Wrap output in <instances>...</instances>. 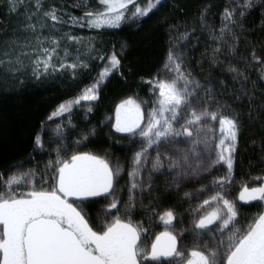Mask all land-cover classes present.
<instances>
[{"label":"trees","instance_id":"trees-1","mask_svg":"<svg viewBox=\"0 0 264 264\" xmlns=\"http://www.w3.org/2000/svg\"><path fill=\"white\" fill-rule=\"evenodd\" d=\"M244 3L245 0H161L147 16L125 19L118 29H72L74 37L91 39L87 68H66L57 74L35 76L30 60L39 41L45 43L56 37L64 42L58 33L60 24L49 21L50 12H56L63 20L88 17L87 13L102 12L105 7L100 0H0V192H15L19 197L31 190L50 191L57 182V161H70L72 155L91 154L105 160L111 168L126 163L132 154L144 149L146 141L139 135L140 129L135 134L116 131L115 113L131 99L145 117L141 128L146 126L148 113L158 105L150 83L160 76L171 51L176 64L169 78L183 74L182 80L190 87L189 112L207 110L237 122L232 177L219 187L204 186L218 168L212 153L211 158H204L198 182L190 180L180 189L166 190L162 181L167 179L166 165L157 150L165 149L186 160L187 136L175 135L184 131L185 126L179 125L168 139L144 153L143 177L146 174L150 181L140 183L130 199H123L118 189L121 184L117 182L115 200L103 197L86 202L88 220L103 222L106 211L112 210L110 206L115 203L117 217L139 223L151 244L162 231L160 217L171 210L175 217L172 229L177 236L181 234L180 247L185 249L196 244L195 239L192 242L191 228L195 229L200 218L199 200L219 192L236 202L237 217L229 228L246 229L264 212V201L239 200L244 185L264 186V0H251V8L244 7ZM226 10L232 13L230 20L225 19ZM73 48L70 47L72 55L77 57ZM111 49L119 64L102 84L96 101L75 107L67 116L70 120L63 125L61 136L52 137L47 131L51 128V112L91 82L96 60ZM179 118L180 121L183 114ZM204 118L207 123L194 127L191 140L202 149L211 150L215 137L210 128L219 119L213 121L210 115ZM41 131V143L36 146L35 139ZM14 176L21 182L9 186L8 181ZM194 191L199 199L191 196ZM215 225L210 227L214 229ZM204 231L199 230V244H214L221 239L226 242L230 235L229 229L216 233L214 241L213 235ZM141 264L180 261L172 257Z\"/></svg>","mask_w":264,"mask_h":264},{"label":"snow or ice","instance_id":"snow-or-ice-1","mask_svg":"<svg viewBox=\"0 0 264 264\" xmlns=\"http://www.w3.org/2000/svg\"><path fill=\"white\" fill-rule=\"evenodd\" d=\"M133 2L134 0H100L105 10L95 14L87 13L90 17L89 25L119 26L128 5ZM159 2L160 0H155V3H152L149 0L147 8L137 7L133 15L147 16ZM252 6L251 0H245L244 7ZM231 17L232 13L226 10L225 19L230 20ZM52 18L56 19L54 14ZM168 62L166 68L176 64V58L171 51ZM118 64L119 60L113 56L111 67L116 68ZM44 66L47 68V61H44ZM176 71L179 72L178 64ZM107 74L108 69L101 75ZM177 79L185 78L181 73ZM157 87L159 109L154 108L148 113L145 127L141 128V121L145 117L140 111V106L133 100L125 101L117 108L116 131L135 134L136 130L140 129L139 135L144 138L148 147L173 135L171 120L176 119L178 110L187 102L182 90L177 88L176 80L158 81ZM81 99H96L94 87L88 88ZM69 110L65 105L58 109L59 112ZM165 113H170L171 117H166ZM209 115L213 121L219 119L222 138L215 145L220 149L217 152V163L224 162L228 168V175L218 181L223 184L230 179L233 167L232 153L236 150L239 129L234 119L219 116L215 112L209 113L207 110L199 114L192 111L186 124H199ZM199 131L200 129H197V132ZM181 134L187 137L193 135L186 126L183 133H175ZM40 143V138L37 137L36 144L39 146ZM146 150L142 149V152ZM142 152L136 153V164L140 163ZM57 164L58 179L50 191L31 190L19 197L15 192L10 191L8 195L0 192V264H139L141 258L160 261L161 258L169 257H179L183 264H264V214L255 217L246 229L229 228L236 220L237 208L233 201L226 199L219 192L204 200L200 207L216 202L218 205L222 203V208L218 206L207 211L195 222L194 227L213 233L210 226L216 224L215 231L221 234L225 229H229L230 235L226 242L221 239L214 244H204L202 248L198 246L185 256L177 248V237L171 231H164L152 243L150 253L143 254L138 245L139 232L131 223L122 222L116 217L101 231H94L82 214L83 209H78L74 202H69V197L83 202L90 197L108 194L114 179L109 164L87 153L72 155L70 161H57ZM20 182L21 178L14 176L9 179L8 185ZM133 187L136 185L133 184ZM239 200L244 203L264 201V186L249 188L244 185ZM110 207L115 208L116 204L112 203ZM174 218L171 210L160 217L165 225H171ZM196 235L199 237L201 233L197 232ZM212 239L216 240L214 234Z\"/></svg>","mask_w":264,"mask_h":264},{"label":"rangeland","instance_id":"rangeland-1","mask_svg":"<svg viewBox=\"0 0 264 264\" xmlns=\"http://www.w3.org/2000/svg\"><path fill=\"white\" fill-rule=\"evenodd\" d=\"M135 1L136 0H134L133 3H130L128 5L127 10L125 11L124 18L120 21L119 26H117V27H110V26L94 27V26H90L89 25L90 17H73V16H71L68 19L60 20L58 18V14L56 12H54V11L50 12L47 15L49 17V21L52 22V24H54V23L60 24V29H59L58 33H59V35H61L64 42L60 43V41L56 37H52L53 40H52V38L50 39L49 37H47V39L49 38V40H48V42H45V43H43L40 40L39 44L35 47L36 49L35 50L33 49L34 51L32 50L34 52L33 57L30 60V67H31L32 73L35 76H43V75H49V74L52 75V74H57V73L63 72L64 69H66V68L69 70H76L80 67L87 68L86 57H89V55L91 54V51H92V46L90 43L91 39L85 38V37H74L72 35L71 30L74 29V30H87V31L88 30H95V31H99V30H108V29L109 30L118 29L121 26V24L125 21V19L137 20V19L141 18V17L133 15V13L135 12L137 7L144 9V8H147L149 6V0H140L136 3H135ZM151 2L155 3V0H151ZM53 14L55 15L56 19L52 18ZM70 43H73L75 45L71 44V46H69ZM74 46L76 49L75 51L77 52V55H76L77 57H74V55H72V52L70 50V47L73 48ZM113 56H115V55L111 49L106 54H104L103 56L101 55L98 58V60H96L97 58H95V57H91V58H95L94 60L98 61L97 65H96L97 69H96V73H95L94 78L91 80V82L88 85H86L83 89H81V91L77 95H75L74 98L69 99L68 101H65V102L61 103L60 105H58L55 108V110L53 112H51V114L49 115L48 119H49V124L51 125V128L47 129V131L50 132V135L52 137L58 138L61 136V134L63 132V129H62L63 125L65 123H68L70 120V118L67 116L71 113V111L75 107H78L81 105H88V104H91V103L96 101L97 96H98V92H99L102 84L105 82L108 75L111 72H113L114 70H116L118 67V65L116 68L111 67V60H112ZM81 57H85V58L82 59ZM44 61H47V63H48L47 68H45V66H44ZM168 63L169 62L167 60L165 65ZM18 65H20V64H18ZM165 65L162 69V72L160 73V76L155 77L150 83L151 88L153 90V94H155L156 97L159 99V88L157 87L158 81L172 82L173 80H176L177 88L182 90L183 94L186 97V101H187L178 110V115H177L176 119L171 120L172 128H173V134L176 132L177 126H179V125L180 126L181 125L187 126L189 128V130L192 131L195 126L200 125L202 123H207L208 119L204 118L200 121L199 124H196V125H187L186 124V120L191 117V113L189 112L190 107L188 106V97L190 94V87L182 79H177V77L169 78V72L173 68V64L170 65L169 68H166ZM22 68L23 67L21 66V69ZM106 69H108V74L105 76H102L101 74L104 73ZM93 87H94V95L96 96V99H94V100L81 99V97L84 95L85 91L88 88H93ZM76 101H79V102L76 103ZM61 105H65L66 107H69L70 110L65 111V112H59L58 109ZM156 108L159 109V103H158ZM182 108H183V111H182ZM140 111L143 114L141 109H140ZM180 113L183 114V118L179 121ZM115 114L116 115H115L114 121L116 123L117 112ZM165 116L170 118L171 114L165 113ZM210 123H213V122L211 121ZM50 125H48V126H50ZM210 131L213 133L212 135L215 137V144H212L214 149H211V150L210 149H202L199 145H197L194 141L191 140V137H187V140H185V142H186L185 143V150L187 153L186 160H185L184 156H182V157L178 156L177 157L176 155L169 153L165 149H158L157 150L158 151L157 156L160 157L159 159L164 161V163L166 165L165 171L168 172L167 179L163 178V180H162L163 184L165 185L166 190H168V189H170V190L180 189V187H182V185H184L186 182L191 180L189 176H191V178L196 181L197 176L203 172L204 158H208V157L211 158L212 153H213L214 159H216V161H217V152H219L220 149H217L215 147V145L218 144L219 140L222 138L221 134H220L219 121H216L215 123H213L211 125ZM41 133H42V131L37 136L40 138V142H41V138H42ZM192 133L195 134L194 131H192ZM166 139H168V137ZM166 139H161V141L159 143L165 141ZM35 143H36V139H35ZM159 143H157V144H159ZM157 144H153L151 147H148L147 144H144L142 148H144V149L146 148L147 150H149L152 147L156 146ZM36 146H38V145L36 144ZM146 151H143V152H142V150L139 151V152H142V156H141L139 164H136L134 161V158L136 155V153H134L129 157V159L127 160L126 163H124V164L121 163V164L114 165L113 167H111V169L113 170V173H114L113 183L116 184L117 182H119L117 184H121V186H119L118 189H119V191H121L123 193L122 194L123 199L132 198L135 194V190L137 189V186L140 183H143V182L147 183L150 181L149 176L147 178L146 174L143 177L144 159L146 158L144 153ZM235 152L232 153L233 167H234ZM217 164H218L217 171L215 172L213 177L210 179V181H206L208 183L204 186L219 187L221 185V183H218V181H220L222 178H224L225 176L228 175V168H227L226 163L219 162ZM233 167H232V171L230 174V179L232 177ZM175 171H176V174L173 175V173ZM117 172H118V174H117ZM133 172L135 173V175H131V173H133ZM230 179L224 181V183H226ZM169 181H170V185H168ZM197 182H198V180H197ZM200 183H202L201 180H200ZM133 184H135L136 187H133ZM191 196L195 197L196 199L197 198L199 199V197H197L195 191L191 193ZM115 197H117V196H115ZM210 198H206V199H210ZM206 199L199 200V213L201 212L200 216L204 215L207 211H210L212 208H215L218 206L222 208V203L218 205L216 202H212L211 205H206L203 208H201L200 206L203 204L204 200H206ZM231 201H233V200H231ZM234 203H236V202H234ZM161 223L164 224V222L162 220H161ZM217 223H219V221ZM131 224L134 227H136L137 229H139L140 234L143 232V229L139 223L133 222ZM215 229H216V225H215V228L213 229V233H209V232H207V230H205L203 233L206 235H210V236L213 234H216V233L219 234L220 232H216ZM226 230L227 229H225L224 231H226ZM166 231H169V230L167 229ZM203 245H204V243L200 242L199 247L202 248Z\"/></svg>","mask_w":264,"mask_h":264},{"label":"flooded vegetation","instance_id":"flooded-vegetation-1","mask_svg":"<svg viewBox=\"0 0 264 264\" xmlns=\"http://www.w3.org/2000/svg\"><path fill=\"white\" fill-rule=\"evenodd\" d=\"M165 173H166V177H167L168 172L165 171ZM175 174H176V171L173 173V175H175ZM57 179H58V174H57ZM191 181H195V180L191 179ZM114 188H115V185L113 183V187H112V189L110 190V192L108 194L101 195L99 197H90L87 200H84L83 202L78 201V200H75V198H73V197H69L68 198L69 199V202H74V206H78V209L79 208H82L83 209L82 214L85 216V219L89 222V226L91 228H93L94 231H101L104 228L105 225L113 222L114 220H112L111 217H113L115 219L117 216H119V212L117 211V209L114 210V208H112V210L110 209V210L106 211L105 215L103 216L104 217V221L103 222H101L100 220L95 221V222H90L88 220V216H87V214H89V210H85V206L87 204L86 202L92 201V200H100L103 197H108L110 199L115 200L113 198L114 197L113 191L115 190ZM263 214H264V212H263ZM121 221L122 222H125V223H130L128 221H125L124 219L123 220L121 219ZM167 229L169 231H171L173 233V235H175L177 237V248H178V250L180 252L184 253L185 256H187V254L191 250L196 249L200 245L198 243V236L196 235V233L199 232L198 229L195 230L194 228H191V231L193 232V234H192V242H193V239H195L196 240V244L194 243V244H191V245H187L185 247V249H182L180 247L181 246V242L180 241L182 239L180 237L181 234L178 233V236H177V233L172 229V224L171 225H165V224H163L162 231L158 235H160L162 232L166 231ZM137 230L139 232V229H137ZM144 231L141 234L139 232L140 240L138 242V245L143 250V254H147V253H150V251H151V245H152V243L155 242V239H156V237L158 235H156V237L154 238L153 242L150 244L149 238H148V236L146 235V233ZM169 258H172V257H169ZM169 258H161V260L169 259ZM173 258H175L177 261L179 260L180 261V264H183V261H181L179 257H173ZM148 260H150V259L145 260V259H142L141 258L139 260V264H141L143 261H148Z\"/></svg>","mask_w":264,"mask_h":264}]
</instances>
